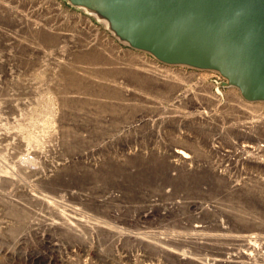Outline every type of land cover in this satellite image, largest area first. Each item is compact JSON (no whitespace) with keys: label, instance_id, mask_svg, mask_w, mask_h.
Masks as SVG:
<instances>
[{"label":"rangeland","instance_id":"1","mask_svg":"<svg viewBox=\"0 0 264 264\" xmlns=\"http://www.w3.org/2000/svg\"><path fill=\"white\" fill-rule=\"evenodd\" d=\"M59 1L87 17L63 62L39 61L36 50L56 58L58 44L72 45L73 22L15 34L0 15V238L14 248L0 264H212L245 251L219 225L264 218L247 205L264 202V164L253 158H264V102L224 86L217 70L161 61L89 7ZM91 17L112 42L88 40Z\"/></svg>","mask_w":264,"mask_h":264},{"label":"water","instance_id":"2","mask_svg":"<svg viewBox=\"0 0 264 264\" xmlns=\"http://www.w3.org/2000/svg\"><path fill=\"white\" fill-rule=\"evenodd\" d=\"M167 63L219 71L264 101V0H76Z\"/></svg>","mask_w":264,"mask_h":264},{"label":"built area","instance_id":"3","mask_svg":"<svg viewBox=\"0 0 264 264\" xmlns=\"http://www.w3.org/2000/svg\"><path fill=\"white\" fill-rule=\"evenodd\" d=\"M0 5L1 7H3V9L0 8V15L9 13L11 17L10 21H13L15 23V26L17 27L15 28L14 31L15 34H17L19 30L48 31V28L50 29L51 33H56L57 31L62 30L65 26H68L67 25L68 20H70L75 24L76 28L74 32L71 33L65 32L64 34L74 38V40L71 41L72 45H70L69 48L67 46H66L67 48H65L62 44L61 45L58 44L57 48L55 49L58 54L56 58H52L51 56L53 50L49 52L47 49H43V47H40V50L39 49L36 50L37 52H39V55L36 56V58L37 59L39 58V61L42 62L43 60L48 61L50 59H52L53 62L55 61L63 62V60L66 58V55L62 54L63 50H69L72 47L76 48L73 46L74 41L76 40L77 35L80 34L79 31L82 24V20L87 18L82 14H77L75 17H72L69 14V11H67V9L64 7L62 2H60L59 0H0ZM4 6L6 9H4ZM88 20L92 23V27H93V28L90 27L86 28L87 30L91 29V33H92V35H90L88 40L92 41L93 38H95V33H97L96 37L101 36V38L102 39L105 38L107 42L109 40L111 41L112 37L109 28H107L102 22L95 19L97 21L96 22L93 17L89 18ZM47 23L50 24L48 25ZM101 26H104L103 27L104 29H102ZM107 34H110V36L106 38L105 35ZM110 45H112V43L109 44V46ZM156 63L159 64V66H161L158 60H156ZM178 95L179 97L177 98ZM182 95L179 92L175 96L173 103L178 102V104H181L180 102L183 100ZM259 101H263V100H259ZM262 145H264V143Z\"/></svg>","mask_w":264,"mask_h":264},{"label":"bare ground","instance_id":"4","mask_svg":"<svg viewBox=\"0 0 264 264\" xmlns=\"http://www.w3.org/2000/svg\"><path fill=\"white\" fill-rule=\"evenodd\" d=\"M87 9V8H86ZM89 10H92L93 12H95V13H97V14H99V17L100 18H102V20L104 19V21L106 20L109 24H110V26H111V28L113 29L114 28V26L112 25V22H111V20L108 18V16H107V14L106 13H102L101 11H98V10H94V9H90V8H88ZM94 14V13H93ZM90 16V15H89ZM98 17V16H97ZM102 20H100V22L102 21ZM88 21V20H87ZM90 24V23H89ZM90 26H92V25H90ZM108 26V25H107ZM115 29V28H114ZM111 33V32H110ZM117 35V34H116ZM119 35V34H118ZM121 36V35H120ZM122 40V39H121ZM124 41V40H123ZM112 42V41H111ZM125 42V41H124ZM108 44V43H107ZM125 44V43H124ZM106 50V49H105ZM141 53V52H140ZM139 64L140 65H142V67H143V69L146 71V72H148V73H150V74H152L153 76H155V78H157V79H159V81L160 80H163V81H160V83L161 84H163V85H167V84H164L165 82L164 81H170V82H173V83H170V84H177L178 82H180V81H176V79L177 78H175L174 76H170V75H168L167 73H165L164 71H162V70H159V69H156L154 66H151V65H149V64H145V63H141V62H139ZM169 64V63H168ZM128 68V67H127ZM200 68V67H199ZM198 68V69H199ZM165 69H167L168 70V67H165ZM205 69V68H204ZM140 70V69H139ZM204 71V70H203ZM149 74V75H150ZM225 83V82H224ZM179 84V83H178ZM229 85H233V84H231V83H225L224 84V86H229ZM171 86V85H170ZM170 86H168V87H170ZM233 86H235V85H233ZM167 87V86H166ZM173 86H171V88H172ZM232 87V86H231ZM219 88V87H218ZM235 88H237L238 90H240L237 86H235ZM249 101H251V102H255L256 100H249ZM264 102V101H263ZM243 110V109H242ZM244 111V110H243ZM244 114H246L245 112H243ZM251 116H249L248 118H250ZM254 122L256 123V121H254V120H252V121H246V122H244V128L246 127V128H249L250 130L252 129V128H254V126H255V124H254ZM246 123V124H245ZM263 127V126H262ZM256 129V128H255ZM242 131V130H241ZM257 145V144H256ZM255 145V146H256ZM255 146H251L250 145V147L251 148H255ZM244 148V150L247 152V153H249L248 155H247V157H249V159L248 160H254V159H251V157H252V153L254 154V152H252L251 150H250V147H246V146H243ZM260 147L262 148L261 149V151L262 150H264V145H260ZM130 151V150H129ZM177 154H179V155H182L181 156V158H184L185 159V163L187 162V161H189V158H191V156L190 155H188L186 152H184V151H177ZM180 157V156H179ZM146 158V157H145ZM144 158V159H145ZM253 158H256L257 159V161L259 162V164L260 163H263L264 164V158H262V157H256V156H254ZM134 159V158H133ZM135 159H137V158H135ZM180 159V158H179ZM142 160V159H141ZM148 159L146 158L145 160H143V161H147ZM192 160H190V162H191ZM256 161V162H257ZM132 162V161H131ZM144 163V162H143ZM143 163H139V165L138 164H136V166H139L137 169H139V168H141L142 169V166H146V164H143ZM135 166V163L133 164V165H131V167H134ZM148 168V167H147ZM131 169V168H130ZM197 172V171H196ZM154 173V172H153ZM218 175V174H217ZM1 178V177H0ZM62 178H60V180L58 181L59 182V184L61 183V180ZM63 179H65V178H63ZM11 184V183H10ZM9 184V185H10ZM57 183H55L54 185H56ZM241 190L242 189V187H240V186H237L236 187V190ZM249 195V194H248ZM250 196V195H249ZM251 197V196H250ZM253 200V199H252ZM251 199L249 200V199H247V205L249 206V207H251L252 209H254L258 214H260V215H263V217H264V202H256V201H252ZM244 204H246V203H244ZM254 211V212H255ZM235 219L233 220V222L231 221L230 222V224L231 225H228V226H225L224 224L225 223H222L221 225H219V230L221 229L222 231H230V230H232V227L234 228V230H236V232H238V234H236V235H234V240L236 241V243L237 244H241L242 246H244L245 247V251H243L242 253H239V255H236L235 257H229V258H231V259H228V258H226V259H214L213 261H212V264H242L243 262H242V260L243 259H246V263H248V264H258V263H256L257 261V259L255 260L254 259V254H253V251L254 252H258V250H257V247L258 248H260L261 249V251L262 250H264V234L262 233V232H264V218H263V220L260 222V223H255V224H248V223H242V222H240V219L238 218V217H234ZM245 219V218H244ZM220 224V223H219ZM229 224V223H228ZM262 231V232H258V233H255L254 231ZM235 232V233H236ZM227 235V234H226ZM231 236V235H230ZM232 236H233V234H232ZM231 236V237H232ZM22 237V236H21ZM232 238V239H233ZM18 242V241H17ZM2 244L3 243H1V238H0V254H2V253H4V254H9L10 252H12V250L14 249H12V245H11V243H10V241L8 242V241H4V247L2 246ZM17 246H18V243H17ZM260 246V247H259ZM238 247V246H237ZM230 251V250H229ZM228 251V252H229ZM223 253V252H222ZM259 253H260V251H259ZM12 254V253H11ZM227 254V253H226ZM229 254V253H228ZM233 254V253H232ZM259 255V254H258ZM179 256V255H178ZM180 256H185V254H180ZM263 259H262V261L261 262H259L260 264H264V252H263ZM182 257H179L180 259L182 258ZM221 257V256H220ZM222 258H223V256H222ZM242 259V260H241ZM191 261H192V263L193 264H210L209 262H207V263H202L201 261H198L196 258L194 259L193 257H191ZM245 261V260H244ZM256 261V262H255Z\"/></svg>","mask_w":264,"mask_h":264}]
</instances>
